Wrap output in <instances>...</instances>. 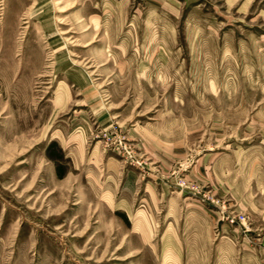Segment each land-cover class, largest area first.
Returning <instances> with one entry per match:
<instances>
[{
  "label": "rangeland",
  "instance_id": "obj_1",
  "mask_svg": "<svg viewBox=\"0 0 264 264\" xmlns=\"http://www.w3.org/2000/svg\"><path fill=\"white\" fill-rule=\"evenodd\" d=\"M0 264H264V0H0Z\"/></svg>",
  "mask_w": 264,
  "mask_h": 264
},
{
  "label": "crops",
  "instance_id": "obj_2",
  "mask_svg": "<svg viewBox=\"0 0 264 264\" xmlns=\"http://www.w3.org/2000/svg\"><path fill=\"white\" fill-rule=\"evenodd\" d=\"M205 168H201V182L205 181L203 183V185H206V190L207 191H211L215 194L218 195V197L222 198V196L227 197L226 199H223V202H227V206H224L225 209H228L229 212H231V214H235L232 215L231 217L236 216V214L239 215H244L247 216L248 220L252 219V213L251 210H253V202H255V199L257 197V191L252 190L248 185L250 183V181H248L247 179L249 178V176H245L244 180H242V178H239L240 181L235 180V177L233 175L228 176V177H224V179H222V177H219V175L213 174L215 176H212L209 174V172L207 170H205ZM207 171L208 174L205 172ZM241 185H246L247 187H244L243 190H241L240 188L237 189L239 191L236 192V195L233 194L232 190H236L235 187L232 186H237L238 184ZM248 184V185H247ZM205 187V186H204ZM235 193V191H234ZM248 210V211H246ZM246 211V212H245ZM229 218V216H227ZM223 219L221 218L220 221H222ZM219 221V220H218ZM229 224H231V222H229Z\"/></svg>",
  "mask_w": 264,
  "mask_h": 264
},
{
  "label": "built area",
  "instance_id": "obj_3",
  "mask_svg": "<svg viewBox=\"0 0 264 264\" xmlns=\"http://www.w3.org/2000/svg\"><path fill=\"white\" fill-rule=\"evenodd\" d=\"M236 220H238L241 224H244L246 219H245L244 216H239L238 218H236ZM229 221L231 223H233L235 221V218L234 219H230Z\"/></svg>",
  "mask_w": 264,
  "mask_h": 264
}]
</instances>
